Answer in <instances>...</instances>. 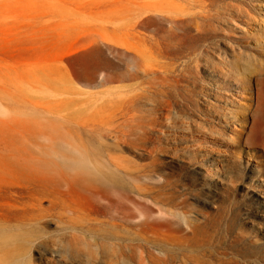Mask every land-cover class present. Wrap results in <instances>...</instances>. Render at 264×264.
Listing matches in <instances>:
<instances>
[{"label":"rangeland","instance_id":"obj_1","mask_svg":"<svg viewBox=\"0 0 264 264\" xmlns=\"http://www.w3.org/2000/svg\"><path fill=\"white\" fill-rule=\"evenodd\" d=\"M187 1L0 0V157H38L33 142L108 130L114 136L120 124L134 145L136 123L140 116L147 122L151 108L138 104L136 86L153 75L174 76L177 94L190 99L168 120L152 115L163 125L150 127L153 158L130 153L150 175L140 182L182 195L181 206L167 207L185 211L182 228L169 231L182 239L181 249L170 262L150 249L125 264H264V208L254 206L264 202V138L254 135L264 103V0H195L213 4L206 9L216 15L217 37L188 57L169 52L166 22L172 11L200 12ZM230 66L239 86L231 85ZM134 71L145 77L130 80ZM141 86L164 99L150 84ZM25 181L0 163V188ZM63 192L60 198L84 213L88 195ZM35 243L22 264H116L95 238L46 250Z\"/></svg>","mask_w":264,"mask_h":264},{"label":"bare ground","instance_id":"obj_2","mask_svg":"<svg viewBox=\"0 0 264 264\" xmlns=\"http://www.w3.org/2000/svg\"><path fill=\"white\" fill-rule=\"evenodd\" d=\"M187 2L200 12L172 11L166 22L169 52H184L188 57L197 53L203 43L207 42L206 47L209 46L208 41L214 40L217 34L211 23L216 15L209 14L206 9L213 4L198 5L195 0ZM227 72L233 76L231 66ZM141 75L134 71L129 79L145 77ZM181 76L186 81L191 79L190 76ZM174 78L153 75L136 86L140 92L136 96L138 104L151 108L147 111V122L140 116L136 123L134 135L137 142L134 145L126 140L124 125L120 124L118 135L114 136H110L111 130H108L107 135L84 139L64 141L46 137L41 143L33 142L31 146L38 157L30 154H17L9 159L0 157V163L7 164L26 179L23 185L0 188V199L6 200L0 204V264L24 263L28 246L34 245L36 240L35 248L46 250L51 246L58 247L64 241L79 244L95 238L102 245L106 259L116 264H125L137 253L140 258L142 253L149 255L150 249L161 252L156 259L163 262H170L178 256L182 239L172 236L169 231L181 229L179 222L186 215L185 211L179 215L172 213L167 207L181 206L182 195L167 184L140 182L150 175L144 169H138L131 155L135 149L153 158L156 149L151 145L150 127L163 125L158 123L160 118L153 119L152 115L168 120L171 111L179 110L186 101L185 96L190 99L187 92L177 94L175 88L179 80ZM232 79L234 83L231 85L242 83L236 76ZM144 83L150 84L164 99L147 93L141 86ZM256 119L258 128L254 135L264 138V103ZM183 128L198 130L197 125L190 124ZM145 139L147 142L143 141ZM125 153L127 157H124ZM63 190L88 195L84 213L60 198ZM254 206L264 208V202H255ZM52 224L54 234H49L47 230Z\"/></svg>","mask_w":264,"mask_h":264}]
</instances>
